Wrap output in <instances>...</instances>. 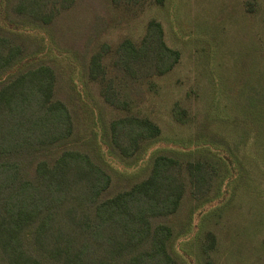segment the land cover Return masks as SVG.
Listing matches in <instances>:
<instances>
[{
  "label": "rangeland",
  "instance_id": "1",
  "mask_svg": "<svg viewBox=\"0 0 264 264\" xmlns=\"http://www.w3.org/2000/svg\"><path fill=\"white\" fill-rule=\"evenodd\" d=\"M139 1L75 0L56 22L18 24L13 32L35 52L33 62L55 71L58 97L73 121L69 147L104 165L109 195L147 178L157 155L217 168L203 200L192 197L184 175L186 190L169 220L168 250L178 264H264V0ZM151 19L180 60L142 83L130 113L161 133L134 156L113 158L106 149L109 123L125 112L104 102L88 75L89 60L102 44L113 50L124 39L139 42ZM103 63L108 70L110 57ZM176 106L184 112L180 120ZM208 234L215 244L204 253Z\"/></svg>",
  "mask_w": 264,
  "mask_h": 264
},
{
  "label": "trees",
  "instance_id": "2",
  "mask_svg": "<svg viewBox=\"0 0 264 264\" xmlns=\"http://www.w3.org/2000/svg\"><path fill=\"white\" fill-rule=\"evenodd\" d=\"M74 3L0 0V264H178L168 250L169 220L184 196V175L192 197L203 200L218 170L208 161L182 163L157 155L147 178L109 195L104 165L69 147L73 121L58 97L55 71L33 62L35 52L13 32L18 24L50 25ZM179 60L154 19L139 42L124 39L113 50L102 44L91 56L90 79L99 84L107 105L125 112L109 123V156L130 158L158 139L160 128L130 110L142 83L167 74ZM183 113L174 107L177 120ZM214 244L208 234L203 252Z\"/></svg>",
  "mask_w": 264,
  "mask_h": 264
}]
</instances>
